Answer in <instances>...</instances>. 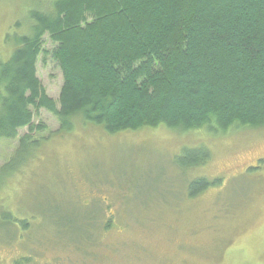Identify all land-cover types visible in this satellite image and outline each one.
Segmentation results:
<instances>
[{"label":"rangeland","instance_id":"374dc122","mask_svg":"<svg viewBox=\"0 0 264 264\" xmlns=\"http://www.w3.org/2000/svg\"><path fill=\"white\" fill-rule=\"evenodd\" d=\"M38 1L0 0V62L14 45L7 36L26 32L31 12L44 9ZM44 41L37 73L59 103L63 73ZM34 122L45 129L22 152L28 129L0 141V264H264V126L112 135L79 118L63 132L45 109ZM200 146L210 161L182 171L184 149ZM198 178L217 184L194 198ZM3 213L29 219L28 232L9 233Z\"/></svg>","mask_w":264,"mask_h":264},{"label":"trees","instance_id":"16d2710c","mask_svg":"<svg viewBox=\"0 0 264 264\" xmlns=\"http://www.w3.org/2000/svg\"><path fill=\"white\" fill-rule=\"evenodd\" d=\"M38 3L44 9L31 12L26 32L7 36L14 45L0 62V141L28 129L19 152L45 129L34 122L41 109L57 117L63 132L79 118L112 135L159 127L219 135L264 126V0ZM46 35L63 73L59 103L37 73ZM210 159L200 146L184 149L178 161L185 171ZM216 184L195 179L189 196ZM9 215H2L3 228L26 234L29 219ZM25 259L15 264H32Z\"/></svg>","mask_w":264,"mask_h":264}]
</instances>
